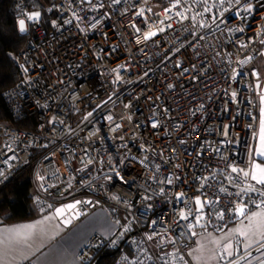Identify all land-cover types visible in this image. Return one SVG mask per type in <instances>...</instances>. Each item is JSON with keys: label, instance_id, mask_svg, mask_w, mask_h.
<instances>
[{"label": "built area", "instance_id": "obj_1", "mask_svg": "<svg viewBox=\"0 0 264 264\" xmlns=\"http://www.w3.org/2000/svg\"><path fill=\"white\" fill-rule=\"evenodd\" d=\"M33 1L14 3L27 43L3 98L15 122L34 126L0 122V189L30 169L40 212L71 199L106 210L113 233L89 238L78 253L84 264L105 250L115 264H192L189 221L203 217L195 233L222 230L237 204L256 208L249 195L260 202L236 195L259 186L228 177L251 166L259 134L264 0H241L250 13L213 0H50L41 11Z\"/></svg>", "mask_w": 264, "mask_h": 264}, {"label": "snow or ice", "instance_id": "obj_2", "mask_svg": "<svg viewBox=\"0 0 264 264\" xmlns=\"http://www.w3.org/2000/svg\"><path fill=\"white\" fill-rule=\"evenodd\" d=\"M88 3H91V0H87ZM115 3H119L120 0H114ZM197 4H203L208 5V0H195ZM216 4H219L220 6L225 5H239L241 9L244 12H252L253 8L251 3L245 2L244 4H241V0H213V4L211 6H215ZM177 5L174 4L173 7H176ZM211 6L204 7L203 11L209 12ZM166 11H170V9H167ZM237 15H240L239 12L236 13ZM75 15V14H74ZM139 15H143V13H139ZM178 15H182L181 13H178ZM221 17L223 16V12L220 13ZM40 14L33 13L28 16V19L31 21H37L39 19ZM187 19V17H184ZM193 20H196V17H192ZM213 23L216 22L217 17L213 16ZM204 24H201V27H204ZM135 27V25H133ZM240 31H243V29H239ZM19 31L21 33L26 31L25 21L21 19L19 21ZM139 31V29H137ZM160 31H164V29H160ZM156 35L155 32H149L145 35V39H149L151 36ZM264 43V41H262ZM243 46V45H242ZM251 57H248V60H251ZM240 63L243 65L246 63V61H240ZM253 76H256L257 73L255 71L252 72ZM235 79V76L233 77ZM235 95V94H233ZM262 102H264V97H262ZM262 119H261V147L256 150V155L264 157V109L261 110ZM111 119V117H109ZM231 171L233 173H237V177H228V179L233 183H242L243 181L240 179L242 176L243 180H247L250 177L251 181H254L256 185H259L260 188L254 187L252 184H247L246 187L241 188V192L236 193L237 196L241 195V193H257L258 197L260 198V202L257 203L255 200L251 199V195H249V201L253 204H255V207L259 209L257 212H251L250 214L246 210V206L242 203L237 204L235 207V214L244 217L247 219L248 223L246 225H242L240 228L233 229L231 233L227 234L224 237V240H227V243H223L222 248L221 243L222 241L219 239L213 238L211 242L217 246L218 249H220V255L218 259L223 260L224 255L231 257L234 254V250L238 251V249H234V244L232 243V238L236 237V244H240L243 242L244 249L247 251V249L251 248L253 244H262L264 245V162L262 163H253L251 173L249 171L244 169H237L235 167H232ZM2 175V173H0ZM111 179V177H109ZM123 179V177H121ZM127 181H125L126 183ZM221 191H226L225 189H221ZM182 198V194L177 196V200ZM113 199H118L117 197H113ZM79 203V202H77ZM196 204L199 206L200 211L203 209V204L199 199L196 200ZM76 207V204H69L66 206L67 210H72ZM65 208H60L56 210V215L61 216L66 211ZM180 218L182 220H188V215H186L184 212L180 213ZM224 213L220 212L217 214V219H223ZM203 219L202 216L197 217L195 219V223H192L189 221L187 227L188 231L192 235H196V233L193 231V229L196 226L199 227H206V225L201 223V220ZM69 221L65 220V223H68ZM44 221H40L37 224H30L25 225L19 228H13V229H6L4 233H0V264H9L10 258L12 260H19L22 259L24 256V251L22 245L25 244L29 239H31L38 231L43 232L42 225L44 224ZM153 224H155V221H153ZM128 229H125L127 231ZM152 237L149 236L148 239H151ZM172 243H175V241H172ZM186 247V246H185ZM205 251V245L201 244L200 247L194 249L195 253H198L195 257L197 264H208L209 260L217 259V256L215 254L205 257L204 256ZM191 254V253H190ZM173 257L177 256V253L170 254ZM180 260H183L182 256H179ZM123 264H140L139 261L132 260L130 261L128 257L124 258ZM165 264H169L168 261H165ZM229 264H232L231 261H229Z\"/></svg>", "mask_w": 264, "mask_h": 264}, {"label": "crops", "instance_id": "obj_3", "mask_svg": "<svg viewBox=\"0 0 264 264\" xmlns=\"http://www.w3.org/2000/svg\"><path fill=\"white\" fill-rule=\"evenodd\" d=\"M165 1L167 2L170 0ZM21 34L23 35V33ZM257 65L261 75V81L258 83V91L260 94L259 134L254 146L252 164L247 169L249 173H251L253 163L264 162V157L255 154L256 150L261 147V110L264 109V102H262V97H264V56L259 58ZM251 182L255 184L254 181ZM71 200L75 201L77 199ZM60 205L62 204H56L54 208L45 212H40L34 207L36 216L33 219L19 222H7L5 218L0 215V233H4L6 229L37 224L40 221L45 222L42 225L43 232L38 231L31 239L22 245L24 251L23 258L19 260H12L10 258L9 264H84L79 260L78 253L88 242L89 238L95 233H100L106 237L112 235L114 226L110 216L108 212L98 204L96 206V204L92 202L89 211L81 219L68 223H65V219L59 218L55 213V210ZM257 211H259L257 208L251 209L249 214ZM240 221H245L244 223H240V225H246L248 223L246 218ZM260 246H262V244H253L251 248L245 251L243 242L238 245L235 243L234 249H238V251L234 250V254L231 257L228 256V261L234 262ZM220 264H223V260ZM245 264H264V253L254 257Z\"/></svg>", "mask_w": 264, "mask_h": 264}, {"label": "trees", "instance_id": "obj_4", "mask_svg": "<svg viewBox=\"0 0 264 264\" xmlns=\"http://www.w3.org/2000/svg\"><path fill=\"white\" fill-rule=\"evenodd\" d=\"M16 0H0V122L19 128H33V121L15 122L9 113L3 94L19 81L13 59L26 45L27 38L19 31L18 15L14 9ZM49 3V0H44ZM33 174L30 169L19 171L9 183L0 189V215L7 222L33 219ZM117 255L103 251L94 264H115Z\"/></svg>", "mask_w": 264, "mask_h": 264}, {"label": "rangeland", "instance_id": "obj_5", "mask_svg": "<svg viewBox=\"0 0 264 264\" xmlns=\"http://www.w3.org/2000/svg\"><path fill=\"white\" fill-rule=\"evenodd\" d=\"M33 4L35 5L36 10L41 11V10H43V7L45 5H47L48 3H46L44 0H34L33 1ZM23 34H25V32H23ZM94 204H96V203H94ZM96 206H97V204H96ZM244 222L245 221H240V222L235 223V224H230L228 226V228L225 229V230H223V231L222 230L215 229V228H213L211 226H208V228L205 229V230H197L196 231V241H197V245H196V247L194 249L200 247L201 244H204L205 245V251H204V256L205 257H209V256H211L213 254H215L217 256V259L209 260L208 261V264H220L221 261H222V260L218 259L219 255H220V249H218L217 246L211 242V240L213 238L221 240L222 243H221V246L220 247L222 248L223 243H227L228 242L227 240H224V237L227 234L231 233L233 229L242 227L241 225H244V224H241L240 225V223H244ZM236 240H237L236 237H233L232 238V243L234 245L236 243ZM194 249H192L189 252V258H190V261L192 262V264H197V261H196L195 257L197 255H199V254L198 253H195L194 252ZM202 264H203V262H202Z\"/></svg>", "mask_w": 264, "mask_h": 264}, {"label": "water", "instance_id": "obj_6", "mask_svg": "<svg viewBox=\"0 0 264 264\" xmlns=\"http://www.w3.org/2000/svg\"><path fill=\"white\" fill-rule=\"evenodd\" d=\"M85 1L87 2V0H85ZM77 202H79V203H77ZM91 203H92V201L90 199H85V200L77 199L75 201L69 200V201L63 203L62 205H60L57 209H60V208L66 209V206L69 204H76V207L72 210L66 209L64 214L61 216H58V217L61 219H65L69 222L77 221V220L81 219L88 212L85 210V206L91 205ZM245 206H246L247 212L249 213L250 207L247 205H245ZM56 210H55V213H56ZM234 214H235V212H234ZM243 218L244 217H240V216L235 214V218L232 221V223L238 222V221L242 220ZM223 230H225V229H223ZM262 253H264V245H262V246L258 247L257 249L245 254L244 256L239 258L238 260L234 261L232 264H245L249 260L253 259L254 257H256Z\"/></svg>", "mask_w": 264, "mask_h": 264}, {"label": "bare ground", "instance_id": "obj_7", "mask_svg": "<svg viewBox=\"0 0 264 264\" xmlns=\"http://www.w3.org/2000/svg\"><path fill=\"white\" fill-rule=\"evenodd\" d=\"M251 210V209H250ZM227 228V227H226ZM226 228H224V229H226ZM223 230V229H222ZM233 263V262H232ZM229 264V263H228Z\"/></svg>", "mask_w": 264, "mask_h": 264}]
</instances>
